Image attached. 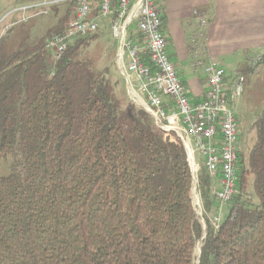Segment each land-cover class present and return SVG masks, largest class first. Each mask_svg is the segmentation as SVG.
Wrapping results in <instances>:
<instances>
[{
  "label": "trees",
  "instance_id": "16d2710c",
  "mask_svg": "<svg viewBox=\"0 0 264 264\" xmlns=\"http://www.w3.org/2000/svg\"><path fill=\"white\" fill-rule=\"evenodd\" d=\"M71 16L13 52L0 39V264H264V104L214 224V179L197 175L200 216L183 146L83 56L100 32L50 61L46 40ZM263 65L264 51L235 78Z\"/></svg>",
  "mask_w": 264,
  "mask_h": 264
},
{
  "label": "built area",
  "instance_id": "2783aa9c",
  "mask_svg": "<svg viewBox=\"0 0 264 264\" xmlns=\"http://www.w3.org/2000/svg\"><path fill=\"white\" fill-rule=\"evenodd\" d=\"M69 2L73 11L64 31L45 43L53 61L75 40L99 32V21L111 17V34L118 43L115 68L125 81L127 99L150 117L153 129L164 140L183 146L193 170L194 193L198 172L204 168L219 180V204L228 203L234 195L238 156V123L232 108L241 96L243 77L230 81L231 76L211 60L205 69L204 99L192 103L168 57L156 0ZM133 30L143 38V45L132 37ZM195 153L201 156L202 167L195 161Z\"/></svg>",
  "mask_w": 264,
  "mask_h": 264
},
{
  "label": "rangeland",
  "instance_id": "374dc122",
  "mask_svg": "<svg viewBox=\"0 0 264 264\" xmlns=\"http://www.w3.org/2000/svg\"><path fill=\"white\" fill-rule=\"evenodd\" d=\"M6 10L0 15V32L1 38L5 37V48L9 52H13L20 47L35 43L45 32L56 24L57 20L64 15L67 9L72 10L69 0H14V10ZM73 11V10H72ZM14 18V24L10 28L4 30V27ZM100 36L83 50V56L93 60L94 68L98 71L107 69L108 76L112 82L114 92L119 99L121 105L127 104L126 84L124 79L119 75L114 66V58L117 55L118 43L113 39L111 34L112 19L105 18L99 21ZM202 31V30H201ZM201 31H198V36L192 44V49L188 54V60L185 65H188V72L202 82L206 80L207 74L205 68L208 65V58L203 49L205 47L200 40ZM78 40V39H77ZM76 41V40H75ZM74 41V42H75ZM203 43L205 40L203 38ZM49 59L52 62V52L49 51ZM260 53L247 52L236 56L239 58V66L223 62L219 64L226 72L231 74L230 81L237 77V73L243 71L248 66V57H256ZM178 75H181L178 72ZM241 96L234 102L233 110L238 123V153H241L244 159L255 141V133L252 129L253 122L259 117L264 104V65L255 73L243 74V82L241 84ZM156 133L162 137L159 132ZM195 161L202 167L203 160L198 153H195ZM201 170V169H200ZM191 172V170H190ZM199 173V172H198ZM8 174V161L2 160L0 165V176ZM192 175V174H191ZM214 181L217 178H212ZM215 186V187H214ZM212 190H219V181ZM194 205L197 207L198 214L202 215V207L197 188L192 190ZM226 210L225 205L218 207V212L215 217H212L214 224H217L219 219L224 215Z\"/></svg>",
  "mask_w": 264,
  "mask_h": 264
},
{
  "label": "crops",
  "instance_id": "0c3cea01",
  "mask_svg": "<svg viewBox=\"0 0 264 264\" xmlns=\"http://www.w3.org/2000/svg\"><path fill=\"white\" fill-rule=\"evenodd\" d=\"M10 8L14 10V0H0V15ZM156 8L162 18L168 57L177 75L180 72L192 103L201 102L207 90V78L202 82L193 77L185 65L198 31L202 30L200 40L208 63L217 60L220 65L228 62L239 66L236 56L264 51V0H156ZM13 24L14 18L3 31Z\"/></svg>",
  "mask_w": 264,
  "mask_h": 264
},
{
  "label": "bare ground",
  "instance_id": "6f19581e",
  "mask_svg": "<svg viewBox=\"0 0 264 264\" xmlns=\"http://www.w3.org/2000/svg\"><path fill=\"white\" fill-rule=\"evenodd\" d=\"M190 170H191V174H192V177H193V170H192V166H190Z\"/></svg>",
  "mask_w": 264,
  "mask_h": 264
},
{
  "label": "water",
  "instance_id": "95a60500",
  "mask_svg": "<svg viewBox=\"0 0 264 264\" xmlns=\"http://www.w3.org/2000/svg\"><path fill=\"white\" fill-rule=\"evenodd\" d=\"M198 252H199V247L197 248Z\"/></svg>",
  "mask_w": 264,
  "mask_h": 264
}]
</instances>
